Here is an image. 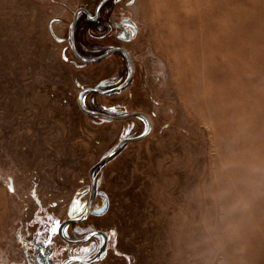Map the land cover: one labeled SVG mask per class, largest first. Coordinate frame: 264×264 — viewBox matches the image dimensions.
<instances>
[{
  "label": "rangeland",
  "instance_id": "obj_1",
  "mask_svg": "<svg viewBox=\"0 0 264 264\" xmlns=\"http://www.w3.org/2000/svg\"><path fill=\"white\" fill-rule=\"evenodd\" d=\"M0 0V264H264V0ZM121 90L80 92L126 81ZM221 193H224L221 197ZM236 205L231 212H222ZM101 209L102 211H96ZM55 225V226H52ZM90 250V251H89ZM68 264H84L70 261Z\"/></svg>",
  "mask_w": 264,
  "mask_h": 264
},
{
  "label": "water",
  "instance_id": "obj_2",
  "mask_svg": "<svg viewBox=\"0 0 264 264\" xmlns=\"http://www.w3.org/2000/svg\"><path fill=\"white\" fill-rule=\"evenodd\" d=\"M107 1V0H102L97 9H96V13H98L99 9L101 8L102 4ZM81 10H85L86 12H88V10L86 8H81L77 11L76 15H75V18H74V21H73V24H72V33H71V39H72V45H73V48L77 54L78 57H80L81 59L85 60V61H94V60H97V59H101V58H104L108 55H110L112 52L114 51H123L128 59V62L130 64V74H129V77L128 79L126 80L125 83L119 85V86H116L115 88H111L112 90L113 89H120L122 88L126 83L127 81H129L133 75V72H134V61H133V58L130 54V52L123 46H115V47H112L110 48L109 50H107L106 52H104L103 54H100L96 57H93V58H85L84 56H82L77 50H76V46H75V43H74V27H75V24H76V21H77V18H78V13L81 11ZM111 89H100V88H97V87H88V88H85L83 89L80 94H79V103H80V106L82 107V109L85 111V112H88V113H92V114H97L99 116H104V117H107V118H112V119H121V118H125V117H128L130 116L131 114H135L137 113L138 115H142L144 116L147 121H148V128L147 130L143 133V134H140L138 136H130V137H126L124 138L123 140H121V142L117 145V147L112 150L109 154H107L106 156H104V158L102 159L104 163L108 162L117 152L120 151V149L122 148V146L127 143L128 141H136V140H139V139H142L143 137H145L152 129V120L150 118V116L145 113V112H133V113H121V114H110V113H106V112H101V111H96V110H90L88 108L85 107L84 103H83V94L88 91V90H94V91H99V92H106V91H109ZM94 178L92 180L93 182V186H92V191H91V203H93V200H94V196H95V188H94ZM90 209H91V206L89 207V210L87 212V214L85 216H87L90 212ZM76 219L74 218H71V219H68L66 220L60 227V233L62 235V237L68 241V242H72V243H75V242H83L85 240H87L92 234H90L89 236L85 237L84 239H81V240H71V239H68L67 237L64 236L63 234V226L64 224L68 223V222H71V221H74ZM103 233L104 237H105V240H104V243L103 245L101 246L100 250L97 252V254L95 256H93L92 258H81V257H71V258H67L64 260V262L62 264H65L67 261L71 260V259H79L81 262L83 263H91L93 262L95 259L98 258V256L105 250V247H106V241H107V234L103 231H100Z\"/></svg>",
  "mask_w": 264,
  "mask_h": 264
},
{
  "label": "flooded vegetation",
  "instance_id": "obj_3",
  "mask_svg": "<svg viewBox=\"0 0 264 264\" xmlns=\"http://www.w3.org/2000/svg\"><path fill=\"white\" fill-rule=\"evenodd\" d=\"M85 11V10H84ZM99 11H100V9H99ZM99 11H98V13H96L95 12V16L94 17H97L98 16V14H99ZM88 14V16L89 17H91V15H90V12H88L87 13ZM71 37V36H70ZM74 43H75V37H74ZM71 45H72V39H71ZM76 45V44H75ZM72 47H73V45H72ZM115 47V46H114ZM112 48V47H111ZM109 50V49H108ZM128 50V49H127ZM123 52V51H122ZM124 53V52H123ZM81 54V53H80ZM82 55V54H81ZM124 55H125V53H124ZM83 56V55H82ZM126 56V55H125ZM85 58H89V57H86V56H84ZM127 58V57H126ZM129 74H130V72H129ZM129 74H128V77H129ZM128 77H127V79H128ZM126 79V80H127ZM126 82V81H125ZM125 82H123V83H125ZM128 82L129 81H127V83L123 86V87H125L127 84H128ZM123 83H121V84H123ZM121 84H119V85H121ZM119 85H117V86H119ZM116 86H113V87H111V88H115ZM122 87V88H123ZM98 88V87H97ZM111 88H107V89H111ZM122 88H120V89H113V90H121ZM101 89V88H100ZM112 89L111 90H109V91H113ZM83 96H84V94H83ZM83 99V98H82ZM83 103H84V101H83ZM85 105V104H84ZM87 108V107H86ZM89 109V108H88ZM90 110H92V109H90ZM102 112V111H101ZM106 113H110V112H106ZM110 114H114V113H110ZM95 180H94V188H95V196H94V200H93V203H91V194H90V204H89V206H88V208H87V210H86V212H85V214L83 215V216H81V217H79V218H74V219H76V220H74V221H71V222H68V223H66V224H64V226H63V234H64V236L65 237H67L68 239H71V240H81V239H84L85 237H87V236H89L90 234H92L87 240H85V241H83V242H86V241H88V240H90V238L92 237V236H94L95 234H103L102 232H100V231H103V232H105L106 234H107V232L106 231H104V230H102V229H98V230H95V231H92V232H89V234H87L84 238H77V239H74V238H69L66 234H65V232H64V228H65V226L66 225H68V224H71V223H75V222H81V221H84L89 215H90V213L92 212V209H93V207H94V202H95V198H96V193H97V184H96V178H94ZM92 186H93V182H92V185H91V191H92ZM91 206V209H90V212H89V214L87 215V216H85L86 214H87V212H88V210H89V207ZM68 219H71V218H68ZM68 219H66V220H68ZM65 220V221H66ZM64 221V222H65ZM63 222V223H64ZM62 223V224H63ZM61 224V225H62ZM61 225H60V227H61ZM59 234H60V236L62 237V235H61V233H60V231H59ZM107 237H108V234H107ZM63 238V237H62ZM105 238V237H104ZM64 239V238H63ZM65 240V239H64ZM105 240V239H104ZM66 241V240H65ZM66 242H68V241H66ZM83 242H75V243H72V242H69V243H72V244H76V243H83ZM101 248V247H100ZM100 248H99V250H100ZM98 250V251H99ZM97 251V252H98ZM97 254V253H96ZM95 254V255H96ZM102 254V253H101ZM100 254V255H101ZM94 255V256H95ZM99 255V256H100ZM99 256H98V258H99ZM71 257H80V256H70V257H68V258H71ZM93 257V256H92ZM92 257H90V258H92ZM81 258H83V257H81ZM97 258V259H98ZM67 259V258H66ZM86 259H88V258H86ZM97 259H95L94 261H96ZM65 260V259H64ZM64 260L62 261V263L64 262ZM80 261L79 259H71V260H69V261H67L65 264H68V262H70V261ZM93 261V262H94ZM81 262V261H80ZM61 263V264H62ZM83 263V262H82ZM92 263V262H91ZM84 264H90V263H84Z\"/></svg>",
  "mask_w": 264,
  "mask_h": 264
},
{
  "label": "clouds",
  "instance_id": "obj_4",
  "mask_svg": "<svg viewBox=\"0 0 264 264\" xmlns=\"http://www.w3.org/2000/svg\"><path fill=\"white\" fill-rule=\"evenodd\" d=\"M261 183H264V177L261 178ZM223 195H224V193H221V197H223ZM235 207H236V205H232L230 208H228L226 210L222 208L221 211L222 212H225V211L231 212L235 209Z\"/></svg>",
  "mask_w": 264,
  "mask_h": 264
},
{
  "label": "snow or ice",
  "instance_id": "obj_5",
  "mask_svg": "<svg viewBox=\"0 0 264 264\" xmlns=\"http://www.w3.org/2000/svg\"><path fill=\"white\" fill-rule=\"evenodd\" d=\"M96 211H102L101 209H97ZM52 226H55V225H52ZM60 231V227H57V233ZM101 243L103 244L104 243V239L103 237H101ZM90 251V250H89Z\"/></svg>",
  "mask_w": 264,
  "mask_h": 264
}]
</instances>
